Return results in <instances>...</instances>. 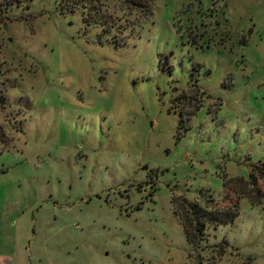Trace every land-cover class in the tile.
Wrapping results in <instances>:
<instances>
[{
    "label": "rangeland",
    "instance_id": "1",
    "mask_svg": "<svg viewBox=\"0 0 264 264\" xmlns=\"http://www.w3.org/2000/svg\"><path fill=\"white\" fill-rule=\"evenodd\" d=\"M148 2L0 0V264H264L263 203L173 199L264 159V0Z\"/></svg>",
    "mask_w": 264,
    "mask_h": 264
},
{
    "label": "trees",
    "instance_id": "2",
    "mask_svg": "<svg viewBox=\"0 0 264 264\" xmlns=\"http://www.w3.org/2000/svg\"><path fill=\"white\" fill-rule=\"evenodd\" d=\"M22 0H2L4 8H10L19 4ZM128 1V0H127ZM135 5H144L149 9L148 0H129ZM150 1V0H149ZM8 8V9H9ZM190 98L188 99V103ZM200 102L189 110L190 114L195 113L199 108ZM188 116L180 110V126L187 127L185 120ZM227 190L235 193L233 198H229L230 203L224 208H217L215 196L205 189L202 194L203 201L190 199L184 194L174 196V211L179 217L186 239L193 247H197L200 242L208 235L209 226L216 227L218 224L228 223L234 220L238 214V203L240 197H248L251 203L264 204V159L254 162L249 170L247 178L242 176L229 177L226 181ZM228 194V193H227Z\"/></svg>",
    "mask_w": 264,
    "mask_h": 264
}]
</instances>
